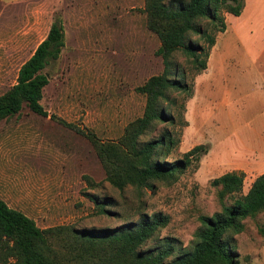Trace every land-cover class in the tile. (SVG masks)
I'll use <instances>...</instances> for the list:
<instances>
[{
  "label": "rangeland",
  "instance_id": "obj_1",
  "mask_svg": "<svg viewBox=\"0 0 264 264\" xmlns=\"http://www.w3.org/2000/svg\"><path fill=\"white\" fill-rule=\"evenodd\" d=\"M248 2V11L241 16L220 10L227 31L210 29L217 40L206 70L195 73L185 54L174 53L192 95L175 93L184 101L185 111L173 125L158 123L141 139L158 137L166 127L178 138L168 160L205 145L207 152H199L198 160L176 182L156 181L152 189L127 186L119 191L105 180L89 141L56 119L106 140L117 139L125 125L142 114L145 97L135 87L161 73L163 62L156 54L159 39L145 29V15L139 9L143 0H133L126 9L110 10L106 20L111 39L99 43L100 35L93 30L90 41H81L85 34L66 26L67 47L44 69L50 78L40 102L47 117L24 106L0 121V198L40 228H119L137 221L141 213L160 212L167 216V224L157 233L158 239L147 241L142 249H155L170 237L189 249L199 216L220 209L211 180L228 171L240 172L244 194L264 173V0ZM59 16L54 11L53 19ZM33 47L31 41L16 62L26 59ZM4 91L0 89V94ZM93 198L111 211L99 212ZM244 222L245 229L233 236L234 264H264V235L258 230L264 226V213Z\"/></svg>",
  "mask_w": 264,
  "mask_h": 264
},
{
  "label": "trees",
  "instance_id": "obj_2",
  "mask_svg": "<svg viewBox=\"0 0 264 264\" xmlns=\"http://www.w3.org/2000/svg\"><path fill=\"white\" fill-rule=\"evenodd\" d=\"M243 7L244 0H144L139 9L145 14L146 28L160 41L156 54L162 58L163 70L135 87L145 97L142 114L128 122L117 139L106 140L51 115L89 141L105 180L113 187L119 191L127 186L152 189L156 181L171 185L198 160L199 152H207L205 145L198 144L181 158L168 160L178 143L171 131L164 127L158 137L145 141L141 137L158 123L173 125L179 118L176 116L185 111L184 101L178 100L175 93L185 98L192 95L174 53L185 54L195 73L205 70L215 43L214 33L223 32L226 27L220 10L224 8L238 16ZM64 45L62 21L56 17L46 37L20 65L16 82L0 94V121L20 113L24 106L37 115L48 116L40 102L50 78L44 69L58 60ZM243 182V174L237 171L211 180L220 209L212 215L199 216L200 224L189 249H182L172 237L165 238L155 249H142L167 224V216L160 212L141 213L137 221L119 228H40L32 218L0 198V263L10 260L11 264H234L233 236L245 229L246 219L264 213V173L257 175L241 194ZM93 201L99 212L111 211L105 202L95 198ZM258 230L264 235V226Z\"/></svg>",
  "mask_w": 264,
  "mask_h": 264
},
{
  "label": "crops",
  "instance_id": "obj_3",
  "mask_svg": "<svg viewBox=\"0 0 264 264\" xmlns=\"http://www.w3.org/2000/svg\"><path fill=\"white\" fill-rule=\"evenodd\" d=\"M132 2L133 0H0V89L6 90L16 82L20 65L31 56L39 42L46 37L54 20V11L60 12L59 17L64 29L65 45L61 50L62 53L67 47L66 26L71 27L74 32L84 33L85 38L80 40L85 42L90 41L88 37L93 30H96L100 35L99 43L103 42L111 39L110 24L106 20L110 10L126 9V6ZM131 7L134 8V5ZM262 8L264 9V5ZM248 9L247 0L244 1V7L238 16L245 14ZM145 29L150 32L146 26ZM224 31H227V27ZM216 40L217 38L215 43ZM31 41H34L32 51L27 54L26 59L17 63L16 59L22 58ZM97 41V39L93 40L94 43ZM102 50H107V47Z\"/></svg>",
  "mask_w": 264,
  "mask_h": 264
}]
</instances>
